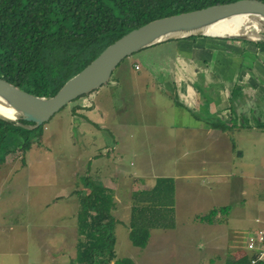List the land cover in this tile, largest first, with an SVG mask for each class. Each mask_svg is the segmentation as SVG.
Here are the masks:
<instances>
[{"label":"rangeland","instance_id":"rangeland-1","mask_svg":"<svg viewBox=\"0 0 264 264\" xmlns=\"http://www.w3.org/2000/svg\"><path fill=\"white\" fill-rule=\"evenodd\" d=\"M168 49L158 45L128 58L109 84L87 99L73 101L35 131L27 153L18 151L0 165V264H72L79 240L77 192L87 184L98 185L101 177L120 170L153 178L171 171L176 176L196 171L186 170L195 153L193 142L179 135H207L197 133L204 128L198 116L204 122L208 114L197 116L176 108L179 93L166 74L176 59L174 48ZM135 62L142 66L136 74L150 69L155 73L149 88L131 83L112 86L119 69L134 70ZM245 128L229 137L231 148L221 153L228 164L232 161L233 177L206 181V189L198 187L202 179L179 178L176 198L172 191L164 197L166 204L159 200L160 189L151 194V215L160 209L176 212L179 218L175 232L154 230L151 236L157 239L166 233L173 243L145 250L132 245V208L140 198L135 200L131 193L140 189L119 178L126 186L117 190L113 211L118 259L133 264H233L247 255L250 233L259 228L256 220H264V110L246 117ZM207 156L215 155L209 151ZM221 168V172L227 170V166ZM234 182L239 192L231 186ZM223 209L229 212L219 217ZM211 214L216 216L213 225H209Z\"/></svg>","mask_w":264,"mask_h":264},{"label":"trees","instance_id":"trees-1","mask_svg":"<svg viewBox=\"0 0 264 264\" xmlns=\"http://www.w3.org/2000/svg\"><path fill=\"white\" fill-rule=\"evenodd\" d=\"M238 1L0 0V79L33 96L52 98L128 33L162 18ZM28 124L0 120V165L9 155L31 149L32 135L42 127L30 130L24 127ZM157 189L163 204L166 195L172 191L174 195L172 180L160 179L153 190L134 196L140 203L132 209L130 240L139 249L148 246L151 230L175 227L173 211L148 212L151 194ZM77 194L79 240L72 264H133L129 259H118L115 253L117 221L112 192L87 184ZM228 212L223 209L220 215ZM215 217L211 214L209 222L213 223ZM237 264H249L248 256Z\"/></svg>","mask_w":264,"mask_h":264},{"label":"crops","instance_id":"crops-1","mask_svg":"<svg viewBox=\"0 0 264 264\" xmlns=\"http://www.w3.org/2000/svg\"><path fill=\"white\" fill-rule=\"evenodd\" d=\"M166 45L169 46V51L174 48L173 56L176 59L173 68H170L169 73H166L167 76L169 75L167 82H173V86L175 84L179 93L178 98H180V104H175L176 108L188 110L191 114L193 113L197 116L201 113L208 114V117L204 115V118L209 121L204 120L203 122V118L198 116L200 120H198V122L201 123L204 128L199 131L197 129L194 130V132L198 131L197 134L207 133V135L200 136L191 133H188L191 135H179L181 139L184 137L182 140L193 142L192 145L195 148L193 153H195L191 161H188L186 170L190 171V169L193 168L196 169V171L193 174L184 172L182 176H176V174L171 171L168 175L162 174L153 178L152 176H145L139 171H136V173L132 175L120 170L118 174L99 178L100 185L98 184L97 186H102L110 190L114 196L115 204H117V190L126 186H122V184L119 183L121 181L119 180L120 177H122L124 181H128V184L138 185L140 191L135 193L153 190L157 185V183L153 184L155 179H157V181L160 179H171L174 184L175 198L177 181L179 178L191 181L196 178L202 179L204 181L202 185L198 187L206 189V187L203 186L206 184V181L212 182V179H216V177L223 179L233 177L232 171H234V167L230 166L232 161L230 160L228 164V161L222 157V155H225V151H227L229 147L231 148L229 143H227L230 140L229 137L242 131V129H248L245 128L246 117L252 114H258L261 110H264L263 44L200 37L193 40L172 41L159 46ZM141 52L145 51L143 50ZM141 52L138 54H143ZM137 67H139V70H137ZM141 67L139 62H135L134 70L132 68L131 71L123 68L119 69V72L114 77L113 82L115 83H112V86L118 85L121 87L124 84L131 83L137 86L146 85V87L149 88V85L153 83L152 76L156 77L155 73L150 69L142 75L136 74L135 72L141 71ZM166 88L167 86L164 84V90L167 94ZM238 93H240L238 97L233 99L234 94ZM95 108L96 107H94V109ZM80 112L83 111L80 109ZM182 128L185 131L188 130V132L192 130L185 127ZM201 141V144L196 145L197 142ZM209 141L213 143L208 144ZM158 144L160 148H163V145H161L162 142L159 141ZM209 151L213 152L215 155L213 158L207 156ZM240 152L242 153V151ZM240 158H243V155ZM222 166H227L225 172H221ZM115 168L118 169L119 167L115 166ZM198 169H200V171ZM220 172L221 174L218 175ZM132 185H130V187H133ZM231 186L237 188L239 192V188L235 182L232 183ZM135 193L132 191L131 194ZM237 194L239 193H236L235 196H237ZM242 194L246 195L245 192H242ZM191 200L192 198L189 202ZM220 216L221 215H219V217ZM173 217L175 221L174 228H157L151 231L164 230V232H175L178 228L177 221L179 220L176 212ZM181 224L184 225L185 223ZM209 225L213 224L211 223ZM157 236V239L151 236L153 240L150 238L146 249L148 247L152 248L154 244L156 247H159L161 245H166V243L169 244L174 242L166 233ZM166 236L168 238H165ZM239 260L233 264H237Z\"/></svg>","mask_w":264,"mask_h":264},{"label":"water","instance_id":"water-1","mask_svg":"<svg viewBox=\"0 0 264 264\" xmlns=\"http://www.w3.org/2000/svg\"><path fill=\"white\" fill-rule=\"evenodd\" d=\"M238 16L256 18L259 30L253 28L249 33L236 36H215L208 32L212 26ZM196 37L264 45V3L241 0L153 21L109 46L52 98L33 96L0 79V98L18 114L15 120L2 116L0 120L9 123L24 121L29 123L24 125L25 128L37 130L73 101L88 97L107 85L121 63L133 55L164 43Z\"/></svg>","mask_w":264,"mask_h":264},{"label":"bare ground","instance_id":"bare-ground-1","mask_svg":"<svg viewBox=\"0 0 264 264\" xmlns=\"http://www.w3.org/2000/svg\"><path fill=\"white\" fill-rule=\"evenodd\" d=\"M258 26L256 18L250 16H238L212 26L209 28L208 32L215 36H236L249 33V31ZM0 116L10 120L18 118V114L9 108L1 98Z\"/></svg>","mask_w":264,"mask_h":264},{"label":"built area","instance_id":"built-area-1","mask_svg":"<svg viewBox=\"0 0 264 264\" xmlns=\"http://www.w3.org/2000/svg\"><path fill=\"white\" fill-rule=\"evenodd\" d=\"M137 70H139V67H137ZM91 96L92 94L84 98L87 99ZM256 223L259 225V228L251 231L246 243L247 256L249 264H264V221L257 219Z\"/></svg>","mask_w":264,"mask_h":264},{"label":"clouds","instance_id":"clouds-1","mask_svg":"<svg viewBox=\"0 0 264 264\" xmlns=\"http://www.w3.org/2000/svg\"><path fill=\"white\" fill-rule=\"evenodd\" d=\"M93 94V93H92Z\"/></svg>","mask_w":264,"mask_h":264}]
</instances>
